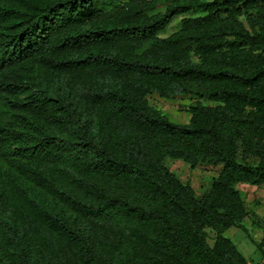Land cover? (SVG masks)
<instances>
[{
    "label": "trees",
    "instance_id": "16d2710c",
    "mask_svg": "<svg viewBox=\"0 0 264 264\" xmlns=\"http://www.w3.org/2000/svg\"><path fill=\"white\" fill-rule=\"evenodd\" d=\"M167 1L0 0V264H250L225 233L264 186V0Z\"/></svg>",
    "mask_w": 264,
    "mask_h": 264
},
{
    "label": "rangeland",
    "instance_id": "374dc122",
    "mask_svg": "<svg viewBox=\"0 0 264 264\" xmlns=\"http://www.w3.org/2000/svg\"><path fill=\"white\" fill-rule=\"evenodd\" d=\"M167 4V0H159V4L150 10V14L164 12ZM191 15L202 16L204 14L197 11ZM181 20L182 17L174 20L167 31L160 34V36L165 38L178 31ZM148 98L151 106L160 110L171 121L178 124L189 123L191 115L188 113V109L196 103V98L182 96L163 99L153 94ZM165 163L182 182L193 187L198 198H201L211 189V183L204 181L201 177V171L204 167L192 170L188 164L181 160L168 159ZM206 170L212 171L213 168L208 166ZM238 189L248 211V217L243 222V226L247 231L231 228L225 233V236L231 239L250 264H264V186L255 187L241 184ZM208 235L209 242L213 245L215 233L208 230Z\"/></svg>",
    "mask_w": 264,
    "mask_h": 264
}]
</instances>
